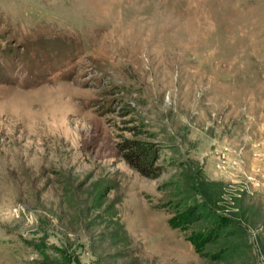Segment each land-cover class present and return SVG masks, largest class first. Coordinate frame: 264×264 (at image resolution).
Returning <instances> with one entry per match:
<instances>
[{"label": "rangeland", "instance_id": "rangeland-1", "mask_svg": "<svg viewBox=\"0 0 264 264\" xmlns=\"http://www.w3.org/2000/svg\"><path fill=\"white\" fill-rule=\"evenodd\" d=\"M0 264H264V0H0Z\"/></svg>", "mask_w": 264, "mask_h": 264}, {"label": "trees", "instance_id": "trees-1", "mask_svg": "<svg viewBox=\"0 0 264 264\" xmlns=\"http://www.w3.org/2000/svg\"><path fill=\"white\" fill-rule=\"evenodd\" d=\"M154 145L144 140H126L122 145V156L130 165L131 169L138 172L143 177H156L158 168L152 165V156L154 155ZM197 209H188L182 217H172L168 223L173 228L185 225L187 227L197 226L198 233L196 237H188L189 241L194 243L195 247H204L209 245H217L221 235L224 236L223 230L228 222H225L218 217H203L196 212ZM209 219V220H208ZM230 223V222H229ZM229 225V224H228ZM232 225V224H230ZM228 235V234H227ZM230 237V236H227ZM221 238V237H220ZM209 252H205L202 257H210Z\"/></svg>", "mask_w": 264, "mask_h": 264}]
</instances>
